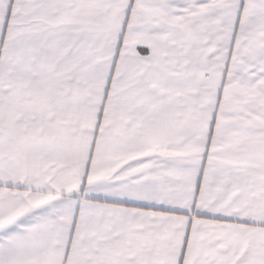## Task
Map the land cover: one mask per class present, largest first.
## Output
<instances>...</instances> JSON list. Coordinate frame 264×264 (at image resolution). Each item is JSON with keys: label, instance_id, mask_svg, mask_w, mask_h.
Masks as SVG:
<instances>
[{"label": "snow or ice", "instance_id": "obj_1", "mask_svg": "<svg viewBox=\"0 0 264 264\" xmlns=\"http://www.w3.org/2000/svg\"><path fill=\"white\" fill-rule=\"evenodd\" d=\"M0 264H264V0H0Z\"/></svg>", "mask_w": 264, "mask_h": 264}]
</instances>
